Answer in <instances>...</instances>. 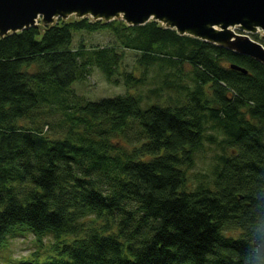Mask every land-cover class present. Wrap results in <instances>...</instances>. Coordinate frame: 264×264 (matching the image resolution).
I'll return each instance as SVG.
<instances>
[{
	"label": "trees",
	"instance_id": "obj_1",
	"mask_svg": "<svg viewBox=\"0 0 264 264\" xmlns=\"http://www.w3.org/2000/svg\"><path fill=\"white\" fill-rule=\"evenodd\" d=\"M81 33L112 41L74 48ZM93 68L126 94L78 97L72 86ZM154 68L146 102L131 90ZM205 143L220 154L192 188ZM30 237L34 251L14 259L12 242ZM0 254V264H264V65L155 21L71 18L0 38Z\"/></svg>",
	"mask_w": 264,
	"mask_h": 264
},
{
	"label": "water",
	"instance_id": "obj_2",
	"mask_svg": "<svg viewBox=\"0 0 264 264\" xmlns=\"http://www.w3.org/2000/svg\"><path fill=\"white\" fill-rule=\"evenodd\" d=\"M70 17L132 27L155 21L264 65V46L248 36L264 32V0H0V38Z\"/></svg>",
	"mask_w": 264,
	"mask_h": 264
},
{
	"label": "rangeland",
	"instance_id": "obj_3",
	"mask_svg": "<svg viewBox=\"0 0 264 264\" xmlns=\"http://www.w3.org/2000/svg\"><path fill=\"white\" fill-rule=\"evenodd\" d=\"M75 18V17H70ZM68 19V20H69ZM77 19V18H76ZM91 20L95 21L93 18H90ZM67 21V20H65ZM237 35H248L243 32H241L239 29L234 30ZM252 40L259 42L264 45V35L262 32H257L255 34H249L248 35ZM259 40H257V38ZM84 38V43L86 44L87 47H93V46H106L111 43L112 38L109 34L107 33H95L92 35L88 34H76V38L74 41V48H78L81 39ZM126 60H125V69L127 70H133L134 65H135V57L133 52L127 51L126 52ZM189 69V67L187 66ZM154 70L150 72L151 78L148 81L149 84L145 85L144 87H141L139 89L131 90L132 93L136 95H141L146 102L147 98L149 96V90L154 88L155 85L151 84L152 82H156L157 79L153 78L154 76ZM166 70L165 72H167ZM72 91H74L78 97L84 99L85 101H98L103 98H113L119 95H125L126 94V87L124 84H121L119 86H115L110 84L109 82L106 81L104 75L98 68H93L91 70V74L88 78H86L83 81H77L74 83V85L71 88ZM166 97H168L169 94H165ZM172 96V95H171ZM150 102L155 101L154 97L150 98ZM158 100V99H157ZM145 105V104H144ZM60 118L55 117L53 118V122H51L52 127L50 129L46 128V131H48V134L54 135L59 128L53 127L56 123L55 121H58ZM220 154V149L217 148L214 145H209V143H205L203 148H201L196 156H195V163L196 166L195 168L190 172V186L192 188H195L198 184L203 183V182H208L213 178V168L216 164V157ZM36 247V243H34V240L32 237L28 239H18L12 242L10 248L12 252L10 255L14 259L22 258V257H27L30 255L31 252L34 251ZM2 256L0 254V260Z\"/></svg>",
	"mask_w": 264,
	"mask_h": 264
}]
</instances>
